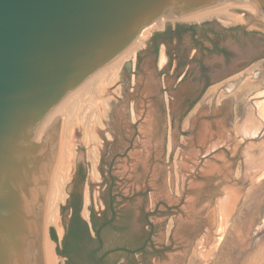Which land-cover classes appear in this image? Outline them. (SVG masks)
<instances>
[{
	"label": "rangeland",
	"instance_id": "374dc122",
	"mask_svg": "<svg viewBox=\"0 0 264 264\" xmlns=\"http://www.w3.org/2000/svg\"><path fill=\"white\" fill-rule=\"evenodd\" d=\"M227 2L200 19L171 17L56 105L47 188L57 171L63 231L79 204L96 238L82 237L76 255L88 243L89 263L264 264V28L236 11L244 2ZM176 21H209L228 49L213 50L212 85L192 39H168L160 62L153 34Z\"/></svg>",
	"mask_w": 264,
	"mask_h": 264
},
{
	"label": "water",
	"instance_id": "95a60500",
	"mask_svg": "<svg viewBox=\"0 0 264 264\" xmlns=\"http://www.w3.org/2000/svg\"><path fill=\"white\" fill-rule=\"evenodd\" d=\"M227 1L264 16V0H0V264H70L43 204L60 133L49 112L171 17Z\"/></svg>",
	"mask_w": 264,
	"mask_h": 264
},
{
	"label": "crops",
	"instance_id": "0c3cea01",
	"mask_svg": "<svg viewBox=\"0 0 264 264\" xmlns=\"http://www.w3.org/2000/svg\"><path fill=\"white\" fill-rule=\"evenodd\" d=\"M209 24H210L209 21H203L201 23H183V22H179V21L169 22L164 27H162L159 31L155 32L153 34V36H156L158 34L161 37L159 42L157 43L158 47L162 46L160 62L164 63L166 60L164 48L168 44L167 43L168 39H172V41L173 40L176 41V44L180 43L182 37L192 39L193 43L194 42L195 43L191 47V52L195 51V49L198 50V48H199L201 50V52H203V54L205 52H207L208 56H206V59L208 58L209 60H211L208 62L202 61L201 65H200V70L201 71L203 70V72H204L205 79L203 80V85H205V84H207L209 86L212 85L213 79L208 80V76L212 77L213 73L207 72V69L209 67H211L210 65L213 64V63L211 64V62H213V50L216 51V49H217L218 51H220V53H222L224 55V54L228 53V51H227L228 49L227 48L218 49V47L216 45V41L214 40L217 38L218 34L214 31H212L210 28H207V25H209ZM197 36H200L201 40L205 39L209 43V45L208 44L204 45L205 43H203V40L200 41L198 44V40L196 39ZM223 55H221L220 58L225 60V57ZM69 208H70L69 209L70 210V213H69L70 224L66 227V230L63 231L61 229V231H59L60 233L58 231H55L56 229H54V227H52V230H53L57 240H59L58 242H59L61 248L66 253V257H67L69 263L70 264H80L82 257L78 256L76 254H80L81 251L84 250V245L82 244V240H81L82 237H87V239L89 241H93L96 237L91 232L92 230L88 227L87 222L86 223H87L88 228L86 229L80 222H78L77 220L71 219V217L73 216V210L71 207H69ZM92 228L95 230V232H97V227H96L95 223L92 224ZM119 250L125 251V252H131V251L124 250V249H119ZM111 251L112 250L106 249L105 250V256L107 257L108 254L112 253ZM71 252L75 253V257H73L71 255ZM106 262L110 263V261L108 259H104L103 261L102 260L93 261L89 264H101V263L106 264Z\"/></svg>",
	"mask_w": 264,
	"mask_h": 264
},
{
	"label": "bare ground",
	"instance_id": "6f19581e",
	"mask_svg": "<svg viewBox=\"0 0 264 264\" xmlns=\"http://www.w3.org/2000/svg\"><path fill=\"white\" fill-rule=\"evenodd\" d=\"M226 3L229 4L231 2L219 3V4H216V5L207 7V8H203L201 10H197V11L191 12V13H187V14H183V15H175L174 17L180 16V17H183V18H186V19H191V20L192 19H195V20L196 19H200V18H203V17H205L207 15L211 16V14L218 12V9L220 7H224L225 5H227ZM241 5L243 7H247V8H235L237 12L244 13L247 16V19L250 16V17L258 19L259 21L264 23V16L261 14V12L259 11V7L255 3L248 1V2H244V4L242 3ZM136 41H137V39L135 41H133V43L129 47H127L124 51L126 52V51L129 50V48L133 47L134 44L136 43ZM115 58H113L111 61H113ZM111 61H109L106 65H108ZM106 65H104L103 67H105ZM99 70H97L96 72H98ZM66 98H68V97H66ZM64 101H66L64 103L68 107V102H70V99H69V101L64 99ZM57 108H59V107L55 106L49 112L48 116L46 117V129L53 121H55L54 119L56 118V116H58V114H55L57 112V110H56ZM62 109H64V105L62 106ZM68 113H69V111H68ZM53 114H55V115H53ZM66 121H68V120H66ZM61 181H62V177L57 174V171H55L54 174L52 175L51 181L48 184L49 186L47 188V194H46L45 205H44L46 213H47L49 221H50V224L56 223L57 226L59 227V231H61V228L59 226L60 224H59V221H58V204H59V201L63 197V195H62L63 186H62V182ZM44 194H45V191H44Z\"/></svg>",
	"mask_w": 264,
	"mask_h": 264
},
{
	"label": "trees",
	"instance_id": "16d2710c",
	"mask_svg": "<svg viewBox=\"0 0 264 264\" xmlns=\"http://www.w3.org/2000/svg\"><path fill=\"white\" fill-rule=\"evenodd\" d=\"M69 207H72V210H73V216L71 217V219L72 220H77L78 222H80L87 229L88 227H87L86 221H84L82 218L79 217V204L78 205L69 206ZM85 238H87V237H85ZM51 239L56 242V237L53 234H51ZM55 251H56V253L58 255H61V256H65L66 255V253L63 250H60L57 245L55 247Z\"/></svg>",
	"mask_w": 264,
	"mask_h": 264
},
{
	"label": "flooded vegetation",
	"instance_id": "af4514ba",
	"mask_svg": "<svg viewBox=\"0 0 264 264\" xmlns=\"http://www.w3.org/2000/svg\"><path fill=\"white\" fill-rule=\"evenodd\" d=\"M71 208H72V207H71ZM101 264H105V263H101ZM106 264H110V263H107V262H106Z\"/></svg>",
	"mask_w": 264,
	"mask_h": 264
}]
</instances>
